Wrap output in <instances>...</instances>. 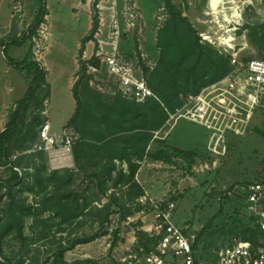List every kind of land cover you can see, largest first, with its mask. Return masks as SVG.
<instances>
[{"label":"rangeland","instance_id":"374dc122","mask_svg":"<svg viewBox=\"0 0 264 264\" xmlns=\"http://www.w3.org/2000/svg\"><path fill=\"white\" fill-rule=\"evenodd\" d=\"M233 1L173 0L201 38L205 37L206 44L218 49V37L231 35L234 51L239 56L264 59L259 41L251 35L250 29H246V25L253 27L264 23L260 4L256 2L247 7L245 0ZM44 2L49 14L37 34L26 39L22 36L35 23L41 0H4L0 6V132L6 128L11 113L35 75V70L26 65L16 66L8 62L3 53L4 44L8 55L16 62L29 58L42 64L50 84V88L39 89L33 96L11 141L10 156L0 158V181H7L15 167L24 176V183L15 189L18 203L14 205L23 204L25 209L32 206V214L24 217L23 234L19 235L15 228L2 238L4 255L0 260L5 264H17L21 260L23 264H53L59 248L66 246L70 247L65 253L68 262L90 258L99 264H148L146 256L137 251V232L146 231L155 221L156 204L174 201V220L195 238L197 259L202 264H214L218 251L231 244L234 238L244 236L246 227L254 224V218L247 210L245 191L253 182L264 183V100L249 112L233 113L223 123L212 124L215 129L180 116L186 114V109L181 111L182 114L169 116L163 127L155 132L147 157L141 161L135 157L131 160L140 164L135 180L144 194L139 198H128L131 188L128 162L117 161L113 178L107 183L108 190L103 193L96 181L88 178L81 181L83 173L76 169L73 155L67 165L56 162L47 151L21 154L12 160L14 154L31 147L27 142L22 148V141L36 116L44 122L50 121L51 134L58 135L56 146L61 145L63 128L76 107L70 82L76 81L80 62L89 59H81L80 49L84 36L92 33V29H88L90 16L92 24L93 20L98 23L96 29L101 18L104 19L101 38L107 40L111 15L116 14L124 30L120 43L122 52L131 56L138 52L141 64L148 68L155 66L160 54L156 35L167 17L164 0H133L131 4L138 20L128 31L126 10L131 4L125 0ZM226 11L228 13L223 14ZM92 40L95 45L91 57L97 52L94 37ZM91 49L89 46V53ZM141 53L145 54L144 59ZM94 75L97 79L91 87L105 97H114L112 92L117 87L107 75ZM210 91L207 90L204 96ZM214 94L206 96L207 99L211 100ZM236 102L237 99L231 96L222 106L214 101L211 104L222 110L225 107L238 109L234 106ZM43 124L35 126V132H39ZM36 140L38 142L39 137ZM171 148H179L190 155L178 154ZM161 149L169 152V159L152 156ZM71 170L75 175L68 182L67 175ZM38 172L42 186L36 183ZM53 172L56 177L52 180L49 177ZM118 175L120 183L116 184ZM28 185H34V190L28 191ZM6 190L0 188V208L4 213L10 203ZM55 191L60 195L72 191V194L78 193L81 198H86L89 207L85 214L74 221H62L56 215L54 204H45L47 197L56 194ZM114 195L120 198L121 205L112 204L104 210L109 217L102 222L103 215H99L96 208L108 204ZM128 212L131 214L123 218ZM115 233L118 241L111 248ZM95 234L94 240L73 245L75 239Z\"/></svg>","mask_w":264,"mask_h":264},{"label":"trees","instance_id":"16d2710c","mask_svg":"<svg viewBox=\"0 0 264 264\" xmlns=\"http://www.w3.org/2000/svg\"><path fill=\"white\" fill-rule=\"evenodd\" d=\"M41 2V9L36 21L23 34V39L34 37L49 14L44 0ZM164 4L167 17L156 35V43L160 48L158 60L152 69L143 65L145 71L148 72V84L156 97H149L144 103L125 99L120 95L105 97L103 93L91 87L93 75L89 74L87 70L89 64L98 65L96 56L93 55L79 64L77 78L72 87L76 107L66 126L73 127L79 133V138L73 146V156L76 169L83 173L81 181L85 182L87 178L96 181L97 187H100L103 193L107 192V183L113 178L117 169V161H119L128 162L130 166L128 184L131 188L128 198L134 199L143 195V188L135 180V173L140 164L131 160L135 157L141 161L147 157L149 145L155 140V132L163 127L171 114L176 113L183 106L184 98L188 94H198L203 87L223 78L231 69L230 56L221 54L214 46L206 44L203 41L205 37L201 38L188 17L183 14L181 8L173 0H164ZM97 24L93 20L91 35L82 39L81 59H84L85 45L94 37ZM246 29H250L251 35L256 36L264 50V23L253 27L246 25ZM226 39L231 40L232 36L228 35ZM14 41L19 42V40ZM1 42L3 43V41ZM3 53L8 62L16 66L26 65L35 70V75L27 92L18 102L17 108L11 113L6 128L0 132V158L10 156L11 141L19 129V122L24 118L33 96L39 89L50 88L47 70L38 61L25 58L20 63L16 62L8 55L6 44H4ZM42 123L45 122L40 116L33 119L30 128L23 136L22 148L27 142L32 146L37 141L39 132H35L34 127ZM171 149L178 154L187 153L179 148ZM152 156L156 159H165L166 157L169 159L170 155L167 150L161 149ZM71 171L67 175L68 182L75 175L74 171ZM55 173L50 174L49 179H55ZM35 179L36 183L40 186L43 185L39 172L35 175ZM23 183V174L16 170H12V176L7 181H0V188L5 187L6 195L10 198L6 213L0 208V256L4 255L1 245L2 238L15 228L19 235H22L24 217L32 214V206L25 209L23 204L14 205V203H18L15 189ZM115 183H120V175L116 176ZM27 189L33 191L34 185H28ZM56 191V194L47 197L45 204L48 202L54 204L56 215L60 216L62 221H74L85 214L89 207L86 198H81L78 193L72 194V191L62 195L57 194ZM112 204L120 206V198L115 195L111 196L108 204L96 208L97 213L103 215L102 222L109 217V213H104V210ZM128 213H124L123 218L131 214ZM116 233L112 239L111 248L118 241ZM136 236L138 239L137 251L140 254H148L156 249L159 236L150 235L145 230H139ZM262 236L263 232L256 224H249L245 229V235L240 238L256 244ZM96 237L97 234L77 238L73 245L90 242ZM68 249L70 247H60L53 264H99L90 258L68 262L65 259ZM5 263L0 260V264ZM23 263L24 261L21 260L17 264Z\"/></svg>","mask_w":264,"mask_h":264},{"label":"built area","instance_id":"2783aa9c","mask_svg":"<svg viewBox=\"0 0 264 264\" xmlns=\"http://www.w3.org/2000/svg\"><path fill=\"white\" fill-rule=\"evenodd\" d=\"M125 1L127 4H131L133 0ZM245 1L248 3L247 7L255 5L256 2L259 3L264 19V0ZM126 17L128 18L126 31H128L129 27H134L138 20L133 3L126 10ZM103 20L101 18L94 34L98 46L95 54L98 65H88V73L94 77L91 84L95 78L97 79L94 74H105L109 78L108 80L117 87V90L112 92L115 95L118 94L138 103H144L149 97H156L148 84V72L145 71L144 64H141L139 60V55H137L139 53L131 56L121 50L120 43L124 30L121 28V22L117 15L114 13L111 15L106 34L107 40L101 38ZM226 37L224 35L218 37L219 42L216 45L221 47H218L221 54L230 56V71L218 81L203 87L198 94H188L184 98L183 106L176 113L171 114V117L186 109V114L181 113L180 116L194 122H202L215 129L212 124L223 123L227 117H232L233 113L241 115L244 112H249L264 100V59H249L239 56L234 51L233 37L231 40ZM141 55L144 59L145 54L141 53ZM207 90L211 91L204 96ZM211 93L215 94L209 100L206 96ZM231 96L237 99L234 106H238V109L225 107L222 110L211 104V101H214L217 105L222 106ZM189 104L192 105L189 107ZM210 108L211 110H209ZM78 138L79 133L74 128L65 125L61 135L62 143L57 147V136L51 134V124L47 120L41 126L38 142L23 153L14 154L12 160H16L21 154L47 151L55 157L56 162L67 165L72 160L73 146ZM14 170L21 173L17 167ZM245 198L247 210L254 218V224L263 232V236L258 239L256 244L241 238H234L231 244L218 251L214 264H264V183L249 184L245 191ZM175 207L174 201L154 206L155 221L146 231L150 235L159 236V242L155 250L143 254L146 256L148 264H202L195 254V238L174 220Z\"/></svg>","mask_w":264,"mask_h":264},{"label":"crops","instance_id":"0c3cea01","mask_svg":"<svg viewBox=\"0 0 264 264\" xmlns=\"http://www.w3.org/2000/svg\"><path fill=\"white\" fill-rule=\"evenodd\" d=\"M3 1L4 0H0V6L2 5V3H3ZM48 16V15H47ZM92 19H91V16H90V22H89V26H88V29H91V27H92ZM90 31V30H89ZM89 35V32H88V34H86L85 36H88ZM84 36V37H85ZM92 44V45H91ZM94 45H95V43H94V41L91 39V40H89L87 43H86V45H85V49H84V51H83V58L85 57V58H90L91 57V55L93 54V52H94ZM89 46H91L92 47V49H91V52L89 53L88 52V47ZM89 54V55H88ZM73 84H74V81H71L70 82V87H73ZM70 118V117H69ZM69 120V119H68ZM51 128H52V125H51ZM55 134V133H54ZM56 136H57V140H58V135L57 134H55ZM146 158V157H145Z\"/></svg>","mask_w":264,"mask_h":264},{"label":"bare ground","instance_id":"6f19581e","mask_svg":"<svg viewBox=\"0 0 264 264\" xmlns=\"http://www.w3.org/2000/svg\"><path fill=\"white\" fill-rule=\"evenodd\" d=\"M231 2H234L233 0H231ZM226 12H228V11H226Z\"/></svg>","mask_w":264,"mask_h":264}]
</instances>
